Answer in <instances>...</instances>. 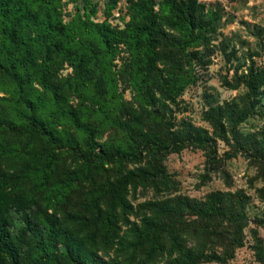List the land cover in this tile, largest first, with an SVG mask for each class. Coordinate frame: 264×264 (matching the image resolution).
<instances>
[{"label": "rangeland", "instance_id": "374dc122", "mask_svg": "<svg viewBox=\"0 0 264 264\" xmlns=\"http://www.w3.org/2000/svg\"><path fill=\"white\" fill-rule=\"evenodd\" d=\"M152 1L161 14L154 47L133 38L129 0H60L62 21L88 56L87 82L77 86L62 62L61 106H39L31 118L0 74V173L20 175L14 189L36 199L35 219L75 226L97 264H262L264 0H195L200 35L191 42L165 20L164 0ZM122 30L131 36L108 51L101 32ZM246 81L258 86L250 100ZM32 85L31 98L44 91ZM111 191L116 210L104 228ZM215 205L232 220L197 213ZM144 217L160 221L164 236L152 257L150 243L130 256L120 240L129 244ZM10 231L14 247L0 264H78L61 243L42 251L40 231L18 214Z\"/></svg>", "mask_w": 264, "mask_h": 264}, {"label": "trees", "instance_id": "16d2710c", "mask_svg": "<svg viewBox=\"0 0 264 264\" xmlns=\"http://www.w3.org/2000/svg\"><path fill=\"white\" fill-rule=\"evenodd\" d=\"M129 1L130 22L128 27L132 29L133 38L141 40L149 47H154L160 39L161 31L158 18L161 19V14L154 10L152 0ZM164 3L168 5L167 13L164 15L167 23L176 32L185 31L186 42L196 41L200 34L199 32L194 34V26L197 25L194 21L197 20L196 13L202 4L195 0H164ZM0 33L3 44L0 74L15 85L20 100L32 111L31 118L35 117L39 106L48 103L61 106L63 96L57 84L56 73L62 62H67L72 67L76 75L74 83L77 86L81 82H87L85 78L89 71L88 56L75 38V33L67 29L62 21L60 0H0ZM118 33L120 36L101 32V41L106 45L108 51L112 49L113 41L122 42L131 36L130 34L123 36L124 30ZM34 82L44 91L37 94L35 98H31L30 88ZM246 86L249 89L247 98L250 100L257 94L258 86L249 81H246ZM46 93L49 94V97L44 95ZM217 127L221 129L222 125L217 122ZM42 133L48 138L54 139L49 130H44ZM129 140L136 141L133 136H129ZM45 171L41 172V177L44 179L48 177ZM19 178L20 175L17 173L11 172L3 175L0 173V254L11 252L14 247V238L10 227L13 223V214H18L26 229L34 233L37 230L40 231L38 247H41L40 249L45 253L47 248H56L61 243L71 259L77 261L78 264H97L94 252L92 249L86 248L83 238L79 236L75 226L61 227L54 215L42 216L40 221L35 219L33 207L36 204V199L33 196L27 197L21 190L14 189ZM42 184L40 183L38 186ZM110 194L111 203L114 205L103 215L101 224L104 228H110L111 218L116 210L115 191H111ZM120 204L123 206L122 202ZM197 213L202 216L220 215L229 221L232 220L231 213L221 210L216 205L206 208L199 207ZM93 220L94 222L97 220L96 224L98 225L100 216L96 214ZM159 223L160 221H154L149 217L142 218L140 225L135 224L132 239L127 242L129 244L120 240L123 250L130 251L128 255L131 256L143 245L150 243L148 256L152 257L159 248L157 245L160 238L164 236L165 227L161 228ZM242 227L243 224H239V230ZM238 243L242 244L241 241ZM255 256L258 261L264 264V250L259 241L255 246ZM219 259L222 261L224 258Z\"/></svg>", "mask_w": 264, "mask_h": 264}]
</instances>
